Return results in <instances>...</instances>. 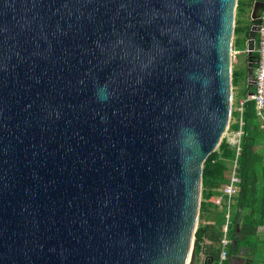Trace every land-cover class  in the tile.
Returning <instances> with one entry per match:
<instances>
[{
    "label": "water",
    "instance_id": "water-1",
    "mask_svg": "<svg viewBox=\"0 0 264 264\" xmlns=\"http://www.w3.org/2000/svg\"><path fill=\"white\" fill-rule=\"evenodd\" d=\"M236 6L0 0V264H198Z\"/></svg>",
    "mask_w": 264,
    "mask_h": 264
},
{
    "label": "trees",
    "instance_id": "trees-1",
    "mask_svg": "<svg viewBox=\"0 0 264 264\" xmlns=\"http://www.w3.org/2000/svg\"><path fill=\"white\" fill-rule=\"evenodd\" d=\"M251 3L252 0H237L232 50L238 55L242 53L241 48L245 54L248 37H252L255 45H258V34L250 30L251 24L258 22L250 20ZM246 14L248 20L245 23L243 16ZM247 67L245 56L244 68L232 65L230 78L232 87L240 86L243 98L248 88L245 80ZM231 115L237 117L238 113L232 111ZM242 120L243 134L236 168L240 183L231 208L229 236L232 243L227 253L228 258L232 260H242L240 264H264V129L262 121L256 115L253 101L244 103ZM230 128L237 129L238 124H231ZM259 146L262 148L258 149ZM235 157V149L223 137L216 150L210 153L203 163L199 216L205 213L213 221L212 224L199 222L194 235L195 254L198 256L202 252L207 263L217 260L220 228L226 215L223 207L214 205L209 199L214 195L216 188L227 185L231 173L229 167ZM205 239L209 241L208 245L203 244Z\"/></svg>",
    "mask_w": 264,
    "mask_h": 264
},
{
    "label": "built area",
    "instance_id": "built-area-1",
    "mask_svg": "<svg viewBox=\"0 0 264 264\" xmlns=\"http://www.w3.org/2000/svg\"><path fill=\"white\" fill-rule=\"evenodd\" d=\"M257 20V23L251 24L250 30H253L258 34V45H255V41L252 37H248L246 39L244 50L248 66V72L246 73L245 80L251 93L246 94L245 98L239 100L237 106L235 107V111L238 113V118L236 120L239 124V129L231 130L230 126H228L225 132V134H227V131L230 129V132H228V137L226 139L228 143L235 149L236 157L230 165L231 173L227 185L216 188L214 190V195L209 199V201L214 205L220 208L223 207L226 212L225 222L220 228L221 238L219 241L220 250L218 253V257L217 260L215 262H211V264H228L227 252L228 247L232 243V240L229 236V229L231 224V208L234 197L237 195V188L240 183V178L236 174V168L237 157L241 150V136L243 134L242 112L244 103L246 101L250 100L254 102L256 115L262 121V128L264 129V8ZM251 57L253 59H251ZM199 257L200 260L198 264H202V261L204 260L202 252L200 253Z\"/></svg>",
    "mask_w": 264,
    "mask_h": 264
},
{
    "label": "rangeland",
    "instance_id": "rangeland-1",
    "mask_svg": "<svg viewBox=\"0 0 264 264\" xmlns=\"http://www.w3.org/2000/svg\"><path fill=\"white\" fill-rule=\"evenodd\" d=\"M247 15V16H246ZM246 15H244L243 16V18H244V20H245V23L247 22V20H248V14H246ZM233 51V50H232ZM242 53L240 54V55H238V54H236V53H234V52H232V55H231V62H232V65H236L237 67H239V68H241V69H243L244 68V59H245V54L243 53V48H241V50H240ZM240 86H236V87H232L231 86V88H232V98H231V102H232V104H231V112L232 111H235V107H236V105H237V98L238 97H241V96H239V88ZM233 117H232V115H231V117H230V121H229V126H230V124H232L233 123ZM228 132H230V129L227 131V134H224V136L223 137H225V138H227L228 137ZM262 147L261 146H259L258 147V149H261ZM233 203H234V200H233ZM232 203V204H233ZM202 217H204V214H201V216H199V218H198V223L200 222V219H202ZM206 218H207V220L208 221H213V219H211L210 217H208L207 215H206ZM196 262H198V261H196Z\"/></svg>",
    "mask_w": 264,
    "mask_h": 264
},
{
    "label": "crops",
    "instance_id": "crops-1",
    "mask_svg": "<svg viewBox=\"0 0 264 264\" xmlns=\"http://www.w3.org/2000/svg\"><path fill=\"white\" fill-rule=\"evenodd\" d=\"M239 89V88H238ZM248 91H249V88H247V92H246V94L248 93ZM239 96H241V97H238L237 98V104H238V101L239 100H241V99H243V96L241 95V93H240V90H239ZM246 94H245V96H246ZM237 106V105H236ZM236 112V111H235ZM238 118V116L237 117H233V123L232 124H238V122H237V119ZM231 125V124H230ZM231 130H237V129H239V124H238V128L237 129H232V128H230ZM229 170H230V167H229ZM204 214V217H202V219H200V223H202V224H212V221H208L207 220V218H206V214L205 213H203ZM203 244L204 245H208L209 244V241L207 240V239H205L204 240V242H203ZM200 254L197 256V258H196V260L199 262V260H200ZM229 261H231V264H240V263H242V260H232L231 258H228V263H229Z\"/></svg>",
    "mask_w": 264,
    "mask_h": 264
}]
</instances>
